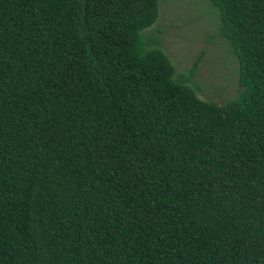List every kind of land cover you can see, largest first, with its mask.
Wrapping results in <instances>:
<instances>
[{
	"label": "trees",
	"instance_id": "1",
	"mask_svg": "<svg viewBox=\"0 0 264 264\" xmlns=\"http://www.w3.org/2000/svg\"><path fill=\"white\" fill-rule=\"evenodd\" d=\"M159 0H0V264H264V0H208L216 105L142 32Z\"/></svg>",
	"mask_w": 264,
	"mask_h": 264
},
{
	"label": "rangeland",
	"instance_id": "2",
	"mask_svg": "<svg viewBox=\"0 0 264 264\" xmlns=\"http://www.w3.org/2000/svg\"><path fill=\"white\" fill-rule=\"evenodd\" d=\"M218 13L208 0H159L155 23L142 34L170 60L174 77L186 74L201 53L192 78L185 81L197 97L221 105L238 92L237 62L218 36Z\"/></svg>",
	"mask_w": 264,
	"mask_h": 264
}]
</instances>
